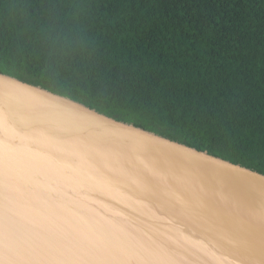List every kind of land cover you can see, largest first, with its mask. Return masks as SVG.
Returning <instances> with one entry per match:
<instances>
[{"label":"water","instance_id":"water-1","mask_svg":"<svg viewBox=\"0 0 264 264\" xmlns=\"http://www.w3.org/2000/svg\"><path fill=\"white\" fill-rule=\"evenodd\" d=\"M0 264H264V174L0 73Z\"/></svg>","mask_w":264,"mask_h":264},{"label":"trees","instance_id":"trees-1","mask_svg":"<svg viewBox=\"0 0 264 264\" xmlns=\"http://www.w3.org/2000/svg\"><path fill=\"white\" fill-rule=\"evenodd\" d=\"M0 73L264 174V0H0Z\"/></svg>","mask_w":264,"mask_h":264}]
</instances>
